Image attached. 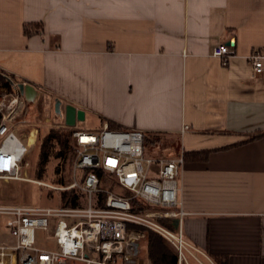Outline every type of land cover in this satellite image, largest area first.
<instances>
[{"label": "crops", "instance_id": "1", "mask_svg": "<svg viewBox=\"0 0 264 264\" xmlns=\"http://www.w3.org/2000/svg\"><path fill=\"white\" fill-rule=\"evenodd\" d=\"M222 43L235 44L227 63L212 57ZM254 51L264 55V0H0L1 75L83 110L95 130L107 122L181 144L194 264H264ZM141 256L152 264L146 245Z\"/></svg>", "mask_w": 264, "mask_h": 264}, {"label": "built area", "instance_id": "2", "mask_svg": "<svg viewBox=\"0 0 264 264\" xmlns=\"http://www.w3.org/2000/svg\"><path fill=\"white\" fill-rule=\"evenodd\" d=\"M234 45H216L212 57L227 63ZM249 59L253 75H262L264 55L254 51ZM6 77L11 91L0 95V179L25 181L38 131L28 134L16 124L27 102L19 89L25 83ZM73 128L77 155L66 189L79 191L78 207L0 204V264H139L144 239L139 228L163 237L178 262L187 264L191 246L183 237L187 212L180 196L184 155L147 154L146 134L137 129L117 130L107 122L96 132ZM189 130L184 124L181 133ZM38 232L49 234L56 249L39 247Z\"/></svg>", "mask_w": 264, "mask_h": 264}, {"label": "rangeland", "instance_id": "3", "mask_svg": "<svg viewBox=\"0 0 264 264\" xmlns=\"http://www.w3.org/2000/svg\"><path fill=\"white\" fill-rule=\"evenodd\" d=\"M10 91L11 88H3L0 86V95ZM56 102L57 101L50 99L43 93H39L33 102H26L23 113L16 119V124L28 134L37 130L38 136L43 132H47L46 130H49L50 128L63 130V128L66 127L65 106L61 103V113L58 114L55 109ZM76 126L84 131L96 132L98 130H95V128L99 126V122L88 116L85 121H78ZM18 135L20 136L21 132H18ZM37 148L38 147L32 148L29 151L27 158V161L31 165L27 170V175L25 177L30 180V182L0 179L1 205L61 208L60 198L62 193L74 190L66 189L73 182L74 155L66 156L65 152L58 159L52 158L50 164L48 165V169L44 174V178L42 180H37L35 177V171L37 170L35 165L36 155L38 153ZM180 148L181 144L174 142L172 139L166 138L161 139L160 143L157 145L148 143L145 145L146 153L155 156H173L176 155L175 153L179 152ZM68 154H70V152ZM105 185L107 187L112 186L113 182L105 177ZM159 222L169 226V223L165 219H161ZM4 231L6 233V237H10L8 230L4 229ZM142 231L144 232V239L142 240V245L144 246L146 245L147 236L150 230L145 232L142 229ZM7 241L11 243L9 238ZM165 243L170 247L166 241ZM37 245L42 248L56 249V243L53 238L44 232L37 233ZM170 248L172 249V247ZM142 252H145L144 247L142 248ZM141 257L143 258V255ZM141 257L139 264H142ZM188 262L189 264H194L191 258H188Z\"/></svg>", "mask_w": 264, "mask_h": 264}, {"label": "trees", "instance_id": "4", "mask_svg": "<svg viewBox=\"0 0 264 264\" xmlns=\"http://www.w3.org/2000/svg\"><path fill=\"white\" fill-rule=\"evenodd\" d=\"M33 26H26L25 33L27 35L32 34L34 31ZM0 86L3 88H10V81L6 76L0 74ZM28 102V101H27ZM112 128L117 130H124L110 125ZM59 129V128H58ZM62 129V128H61ZM74 128L64 127L63 130H55L50 128L39 134L35 147H38V153L35 160L37 170L35 171V177L37 180H42L44 174L48 169L52 158L58 159L66 152V156L77 155V148L75 146L74 139L72 137ZM145 143L157 145L160 143V139L145 135ZM70 150V151H68ZM58 151V152H56ZM70 152V154H68ZM66 184V183H65ZM82 198L79 191L74 189L70 192H63L60 198V205L64 208H75L78 207L79 201ZM145 232L149 231L144 228ZM146 248L148 258L152 264H178V255L165 243V239L149 231L147 236Z\"/></svg>", "mask_w": 264, "mask_h": 264}, {"label": "water", "instance_id": "5", "mask_svg": "<svg viewBox=\"0 0 264 264\" xmlns=\"http://www.w3.org/2000/svg\"><path fill=\"white\" fill-rule=\"evenodd\" d=\"M19 89L28 102H33L38 95L35 86L29 83L20 84ZM55 109L56 113H61V101L57 100ZM85 117L86 114L83 110H77V108L71 105L65 107V121L67 127H75L78 121H85Z\"/></svg>", "mask_w": 264, "mask_h": 264}, {"label": "bare ground", "instance_id": "6", "mask_svg": "<svg viewBox=\"0 0 264 264\" xmlns=\"http://www.w3.org/2000/svg\"><path fill=\"white\" fill-rule=\"evenodd\" d=\"M26 182H30V181H28V180H25Z\"/></svg>", "mask_w": 264, "mask_h": 264}]
</instances>
